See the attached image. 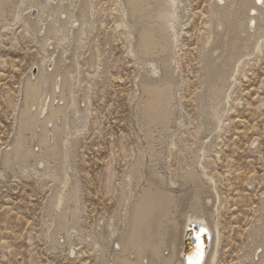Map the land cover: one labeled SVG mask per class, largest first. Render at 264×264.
Here are the masks:
<instances>
[{"label":"rangeland","instance_id":"1","mask_svg":"<svg viewBox=\"0 0 264 264\" xmlns=\"http://www.w3.org/2000/svg\"><path fill=\"white\" fill-rule=\"evenodd\" d=\"M7 2L10 9L18 8L20 19L7 16L0 25V264H102L105 254L110 261L128 210L145 185V178L137 185L131 170L138 158L144 166L150 159L140 117L141 84L164 79L174 81L176 104L169 130L151 132L156 141L166 142L155 144L158 171L175 192L182 172L190 168L216 188L221 201L216 202L219 264H240L246 252H253L252 233L264 204V42L257 53L255 41H264V34L259 32L251 43L252 55L229 77L233 61L217 63L227 59L220 49L225 31L214 19L227 0H180L176 28L166 33L168 43L176 33L177 45L149 58L138 54V32L166 29L160 14L168 10L167 0H148L137 14L128 11L125 0ZM245 36L240 35V43ZM52 53L74 75L62 158L50 163L49 153L41 151L44 167L30 159L6 168L4 157L18 133L26 80L39 66L51 70ZM223 90L228 98L219 119L212 108ZM145 172L143 167V176ZM74 189L80 202L76 228L68 200ZM122 192L125 202L109 216L108 199L116 203ZM62 215L70 235L58 233ZM109 221L112 240L100 241L94 253V240L101 229L109 232Z\"/></svg>","mask_w":264,"mask_h":264},{"label":"bare ground","instance_id":"2","mask_svg":"<svg viewBox=\"0 0 264 264\" xmlns=\"http://www.w3.org/2000/svg\"><path fill=\"white\" fill-rule=\"evenodd\" d=\"M146 1L148 0H125V3L129 9L128 11L137 14ZM179 1L167 0L168 10L162 11L160 14V18L166 26L164 31L158 32L143 26L144 28H141L138 32V54L142 58H149L158 50L163 53L169 52L164 51L165 46L170 48L177 45L179 40L176 33H173L170 43L166 40V33L176 28L175 25H177L176 21L178 19L176 6H178ZM261 6H264V0H227L225 7L217 9L214 14L217 25L225 31L220 49L224 51L225 56L223 58L226 57L227 59L223 62L222 58H218L217 63L221 65L228 60L233 61L228 73L229 77L236 76L235 74L242 68L244 59L250 58L251 51L254 48L251 43L256 39L259 32L264 34V7ZM82 8L84 12H87L88 4L84 3ZM17 9H10L7 0H0V25L4 20L7 22V16H12L13 21L17 22L20 19ZM32 10L35 11V9ZM252 29L255 30L254 34L249 33ZM243 33H246L245 40L240 43V35ZM260 40L255 41V51L257 53L261 51L264 42ZM247 48L249 54L245 55L244 51ZM170 52L172 55L169 54V57H171L169 62L172 64L175 61L174 51ZM133 55L135 56V54ZM56 56V53L50 55L52 66L49 72L44 71L43 66L42 69L40 66L33 68L37 72H31L26 80L18 133L12 150L4 157L6 168L12 167L23 160L29 162L30 159H34L35 163H42L41 166L44 167L47 161L41 151L49 153L50 163L62 158L60 146L64 147L67 142L64 140V135H69L67 125L69 108L72 107L69 103H72L71 99L74 97L70 82L74 79V75H71L68 67L62 69L60 60H56ZM155 68L153 69L154 74H156ZM141 89L143 99L140 117L146 127L144 139L150 159L147 166H144L143 160L138 158L131 172L137 185L142 182L143 178H145V185L130 210H128L125 217V231L116 241L118 242V248L114 251L109 262L106 261V254L102 256L101 262L102 264H197L201 260L202 263L200 264H219L221 241L218 224L219 207L216 202L221 205V201L216 194V188L212 184L206 185L198 171L190 168L182 172L179 186L175 192V189L168 185L164 175L157 169L155 144L159 142L162 144L163 141L160 139L156 141L151 136V132L156 129H160L162 132L168 131L172 125L176 104L174 81L170 79H164L159 83L155 80L154 82L145 81L141 84ZM221 94L222 97L217 100L216 105L212 108L214 114H218L217 118L220 117L221 112L225 111L224 101L226 102L228 98L224 90ZM222 106L223 110L221 111ZM218 124H216L217 128ZM27 143L30 144L27 145L28 147L26 146ZM170 146L175 148L176 144L172 142ZM36 148L39 151L38 154ZM57 166L56 169H58ZM143 167H146L145 176L142 174ZM203 176L208 177L205 173ZM107 178L108 184H110V176ZM170 184L176 186L173 180L170 181ZM62 199L63 196L57 200L55 206L59 207ZM68 200L71 203L69 209L73 221L71 223L76 228L75 226L80 218V202L77 189L72 191ZM113 200L108 199L106 205V211L110 213L109 216L117 206L121 205L123 201L125 202L126 195L122 192L120 199L117 202L115 201L116 203ZM262 211L260 224L255 227L252 233V250L254 251L246 252L242 258L240 257V264H264V204ZM65 220L63 215L59 218V234L66 235L70 232L67 228L68 223L66 224ZM191 224L205 228L211 240L206 254L203 253L200 257L201 252L198 250L196 256L192 254L194 259L190 258L187 261L184 257V244L188 238V227ZM108 228L109 232L104 233L101 229L100 233L97 234V239L94 240V253L100 241L108 243L112 240L111 236L113 234L111 235V233L113 231L110 232L112 228L110 221ZM258 250L261 251L260 254H258Z\"/></svg>","mask_w":264,"mask_h":264},{"label":"water","instance_id":"3","mask_svg":"<svg viewBox=\"0 0 264 264\" xmlns=\"http://www.w3.org/2000/svg\"><path fill=\"white\" fill-rule=\"evenodd\" d=\"M187 232L188 238L186 239L184 244V257L187 259V261H189L193 256L192 254L196 256V252L198 250L201 252L200 257H202L203 253L206 254L211 240L208 231L205 228L198 227L195 224H191L188 227ZM192 259H194V257ZM200 263H202L201 260L197 262V264Z\"/></svg>","mask_w":264,"mask_h":264}]
</instances>
